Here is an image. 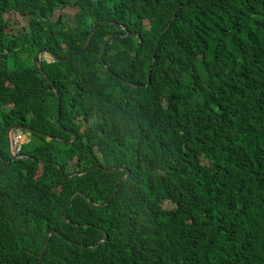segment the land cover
Wrapping results in <instances>:
<instances>
[{
  "label": "trees",
  "instance_id": "obj_1",
  "mask_svg": "<svg viewBox=\"0 0 264 264\" xmlns=\"http://www.w3.org/2000/svg\"><path fill=\"white\" fill-rule=\"evenodd\" d=\"M0 264H264V0H0Z\"/></svg>",
  "mask_w": 264,
  "mask_h": 264
},
{
  "label": "water",
  "instance_id": "obj_2",
  "mask_svg": "<svg viewBox=\"0 0 264 264\" xmlns=\"http://www.w3.org/2000/svg\"><path fill=\"white\" fill-rule=\"evenodd\" d=\"M105 21H106V20H100V21L96 22V23L93 25V27H92V29H91L90 37H89V39L87 40L86 44L84 45V48H86L87 45H88V43L90 42L91 37H92V35H93V33H94L95 27H96L98 24L103 23V22H105ZM128 34H129V33H127V35H128ZM113 38H114V36H111V37H110L109 39H107L106 42L104 43L103 48H102V52H101V58H103V54H104V50H105L106 44H107L110 40H112ZM84 48H83V49H84ZM43 52H46V53H48V54H51V52H50L49 50H47V49H41V50L38 52V54H37V62H38V65H39L40 67H41V65H42V56H43ZM51 55H53L55 58H58L57 54L52 53ZM66 58H67V57H66ZM41 71H42V70H41ZM42 73H43V75H45L43 71H42ZM58 113H59V107H58L57 114H58ZM16 128L24 129L23 126H21V125H17V124H14V125H12V126L9 128V130H8V140H9V143H10V148H11V140H10L11 132H13ZM74 140H77V137H75ZM12 156H13V157H17L15 154H12ZM88 171H89V169H88ZM88 171H87V172H88ZM62 217H63V214H62ZM52 233H53V231L50 233V235H51ZM107 238H108V236L106 235V239H107ZM46 248H47V244L45 245L44 251L46 250ZM44 251H43V253L40 255V258H39L38 263L41 262V260H42V258H43V256H44Z\"/></svg>",
  "mask_w": 264,
  "mask_h": 264
},
{
  "label": "rangeland",
  "instance_id": "obj_3",
  "mask_svg": "<svg viewBox=\"0 0 264 264\" xmlns=\"http://www.w3.org/2000/svg\"><path fill=\"white\" fill-rule=\"evenodd\" d=\"M9 17H11L13 19H16V25H15V27H17V28H23L24 26L27 25V21L24 20V19H22V18L16 17L14 12H9L8 18ZM43 56L51 59L50 58V55L48 53H46V52H43ZM14 137H15V139H20V141H22L25 136L23 134L19 133V132H14V131L11 132V137H10L11 145H15V139H14ZM27 140H28L27 137H25L24 138V142H26ZM13 151L15 152L14 148H13Z\"/></svg>",
  "mask_w": 264,
  "mask_h": 264
},
{
  "label": "built area",
  "instance_id": "obj_4",
  "mask_svg": "<svg viewBox=\"0 0 264 264\" xmlns=\"http://www.w3.org/2000/svg\"><path fill=\"white\" fill-rule=\"evenodd\" d=\"M21 134H22V133H21ZM23 135H24V134H23ZM24 136L26 137V135H24ZM25 137H24V138H25ZM24 138H23L22 141H20V139H15V137H14V139H15V145H14V146H17V147L19 146V147H20L21 144L24 143ZM19 147H18V148H19Z\"/></svg>",
  "mask_w": 264,
  "mask_h": 264
},
{
  "label": "clouds",
  "instance_id": "obj_5",
  "mask_svg": "<svg viewBox=\"0 0 264 264\" xmlns=\"http://www.w3.org/2000/svg\"><path fill=\"white\" fill-rule=\"evenodd\" d=\"M90 170V169H89Z\"/></svg>",
  "mask_w": 264,
  "mask_h": 264
}]
</instances>
